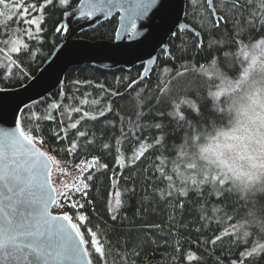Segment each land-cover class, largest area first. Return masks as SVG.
Wrapping results in <instances>:
<instances>
[{
  "label": "snow or ice",
  "instance_id": "snow-or-ice-1",
  "mask_svg": "<svg viewBox=\"0 0 264 264\" xmlns=\"http://www.w3.org/2000/svg\"><path fill=\"white\" fill-rule=\"evenodd\" d=\"M71 5L72 0H0V123L10 120L14 125L0 130V264H135L134 258L145 246L138 234L164 231L159 224L145 223L143 216L157 209L170 210L168 234L172 235L171 228H176L178 235L187 226L177 220V213L183 216L191 196L201 201L195 231L203 233L205 229L211 231L213 223L216 226L213 234L200 239L199 244L215 252L227 238L228 253L233 248L237 250L227 264H259L264 260V228L240 222L245 213L251 214L252 201L232 192L230 182L224 178L226 174L181 179V169L195 173L196 164L179 163L185 154L178 146L184 144L194 125L207 127L211 121H223L226 93L239 90L257 70L264 73V0H79L73 12L80 19H107L118 13L119 27L113 39L148 44L141 71L136 78L115 79L123 92L120 87L91 80L71 81V90L65 91L69 85H62L58 79L61 88L56 99H21L23 93L41 85L44 73L35 76L32 65L43 55L49 10L69 16L66 9ZM70 29L69 23L57 22L52 36H67ZM165 36L169 43H165ZM157 49L164 53L165 63L153 91L149 77L160 59ZM64 50L61 47L56 56ZM197 57L205 62L193 63ZM189 73L202 81L203 98L194 94L190 98L189 85H181V79ZM237 76L239 79L234 80ZM225 80L226 86L222 85ZM141 84L145 87L137 91ZM85 87L98 93L94 96L91 91L81 92ZM129 98L133 107L126 120L120 115L118 101ZM201 99L208 104L207 111L201 108ZM39 105L45 106L38 110ZM164 105L167 109L161 110ZM108 114L118 120H109ZM148 117L151 123L144 122ZM45 125L47 136L58 143L48 151L42 150L47 146ZM96 130L103 135L111 130L109 139L113 142L97 137ZM152 132L155 135H147ZM169 139L175 144L169 146ZM125 145H132L130 155ZM90 146H98L103 155L113 158L111 169L100 156L82 158L72 165L52 154L65 153L75 158ZM150 152H160L152 163V176L146 181L151 190L138 192L135 173L126 174L125 170L138 166L137 162ZM53 165L60 175L71 177L59 181V188L51 180ZM69 167H74L77 174L69 172ZM109 172L105 209L112 223L104 221L103 229L98 225L89 227L85 205L92 206L95 212L92 200L87 199L89 192L99 179L97 173ZM137 197L138 207L129 217L126 211ZM228 200L241 205L237 210L233 204L235 215L225 204ZM262 201L264 194L257 197V202ZM53 209L59 210L58 214H53ZM116 234V241L110 239ZM179 244L177 240V253L182 252ZM173 259H184L187 264L202 261L192 251ZM214 264H225V260L218 256Z\"/></svg>",
  "mask_w": 264,
  "mask_h": 264
},
{
  "label": "trees",
  "instance_id": "trees-1",
  "mask_svg": "<svg viewBox=\"0 0 264 264\" xmlns=\"http://www.w3.org/2000/svg\"><path fill=\"white\" fill-rule=\"evenodd\" d=\"M79 4V0H72V5L66 9L67 11H70L74 9ZM63 21V15L62 11H53L49 10V19L47 20V23L45 25L47 35H45V44L41 48V52L43 55L39 57V59L32 65V69L34 70L33 74L36 75L37 72L43 67L45 62L50 58L55 48L62 43L66 36H60L57 34L55 37L52 36V32L54 30V27L57 26V22ZM186 23H190V20H185ZM194 26V25H193ZM118 27V16L114 17L110 21H107L105 23L100 24L97 28L93 30H89L87 32H83L80 37L90 40V41H99V40H105V41H114V30ZM187 38H191L190 34H185ZM55 39V47L52 46V41ZM170 42V41H169ZM175 43L178 45L180 43V40H175ZM160 59L157 61V68L153 70V72L150 74L149 80L151 81L150 88L154 91L156 84L158 83V76H159V69L164 66V53L160 52ZM223 55V53L219 54ZM44 57H47L45 59ZM43 60L41 63L40 61ZM204 63L205 61L199 57H197L193 63ZM179 61L177 62V66L179 65ZM38 65V66H37ZM169 67L172 65L169 64ZM141 71V67H136L131 71H125L123 69L113 71V72H103L96 68L90 67V66H81L74 68L70 70L63 82L62 85H69L68 88L65 89V91H70V82L75 80H91L95 83H103L108 87H120V91L123 92L124 88L120 85H117L115 83L116 78L120 77H129V78H136L137 74ZM147 83V81L145 82ZM187 84L190 87V98H194V96H199L203 98L205 96V88L203 86V83L200 79L196 77L194 73H189L186 77L181 79V85ZM145 87V84L139 85L137 88V91H139V88ZM61 88V87H60ZM60 88L56 90L53 94L48 96L47 98L49 100L56 99V93L60 91ZM91 91L93 92V95L95 96L98 93V90L92 89V88H82L81 92L83 91ZM194 94V96H193ZM147 95L151 96V92H148ZM132 96H135V93H132ZM201 108L204 111H207L208 104L204 102L203 99L199 101ZM120 111V115L124 116L125 119H129V115L132 112V103L131 98L126 100H119L118 101ZM45 105H39V108L44 107ZM167 105H164L161 110H166ZM147 111V109H146ZM109 120L117 119L118 117H114L112 114H108L107 117ZM104 118H101V122L103 123ZM145 123H151V117H148L145 121ZM46 132L45 137L47 139V146L44 147L46 151L49 150V148H56L58 147L57 141H55L53 138L47 136V127L48 125H45ZM119 134L118 131L116 133ZM150 137L152 135H155L154 132L147 133ZM96 136L99 138H102L105 142H113L109 138L112 136L111 130L107 132V135H103L100 130H96ZM175 140L169 139L168 145L171 146L175 144ZM132 145H125L126 154L130 155V149ZM55 155L56 159H69L72 163V165L78 164L80 162V159L87 158L91 159L93 155L100 156L101 162L106 163L109 165V169L113 166V158L110 156L103 155L101 150L98 146L92 147L90 146L89 149L86 152H81L78 157H69L65 153H52ZM165 155H168V152L164 153ZM160 155V152H150L146 154V157L142 158L141 161H138V166H133L132 169H126V174H132L135 173L136 176V187L137 191L141 192L142 189L147 188L149 191L151 190V185L147 184L146 181L149 180L152 176L153 169H152V163L155 161L156 156ZM119 171V169H117ZM109 175L108 174H100L97 173V176L99 179L95 180L93 183V187L91 191L89 192V196L87 199L92 200L93 206L95 207V212L92 210V206L85 205V213L89 216V219L91 223L89 224V227L95 228L97 225L103 229L105 227L104 221H108L109 224L112 222L108 220V216L106 214L105 209V201L107 198L108 191L110 189V181H109ZM120 185L124 186L123 179H120ZM163 187V185H161ZM99 189V190H98ZM138 200L139 197L134 198L131 201L130 207L126 211V215L129 217H132L136 208L138 207ZM264 202V201H262ZM200 203L197 196H191L186 201V208L184 210L183 216H180L179 213H177V220L182 221L184 225H186V228H181L179 230V234L176 235L177 229L171 228L172 235L168 234L169 230V221H168V214L169 211H164L157 209L154 213H148L143 216V220L145 223L148 224H159L164 229L163 232H157L155 230H149L146 233H140L139 238L145 242V246L141 250V254L139 257L134 258L135 264H187V262L184 259H173L174 257H180L183 255V253H186L187 251L195 252L199 257L202 258L201 264H214V261L219 256L221 259L225 260V264H227L228 261L235 258L236 249L233 248L231 253H228V240L225 238L223 246L217 245L215 252H211V249H206L202 247L199 244V240L203 238H207L208 236H211L213 234V231L215 230V223L210 225L211 231L208 229H205L203 233H197L195 231L196 227H199V223H194V221L197 220V217L199 216V208ZM228 210L232 212L233 215H235V212L232 211L233 204H235V208L237 210L241 209V205L239 203H235L234 200H228L225 202ZM119 238V234L116 235H110V239L113 241H116ZM180 240L179 247L182 249L181 253H177L175 251L176 248V241ZM152 241H155V243H152ZM195 242V243H193ZM211 252V256L209 253ZM193 264H196V262H193ZM259 264H264V260H261Z\"/></svg>",
  "mask_w": 264,
  "mask_h": 264
},
{
  "label": "clouds",
  "instance_id": "clouds-1",
  "mask_svg": "<svg viewBox=\"0 0 264 264\" xmlns=\"http://www.w3.org/2000/svg\"><path fill=\"white\" fill-rule=\"evenodd\" d=\"M222 85L226 86V80ZM224 108L223 121H211L207 127L194 125L184 144L178 146L185 154L179 163L196 164L195 173L184 168L180 178L226 174L232 192L254 205L251 214L245 213L240 222L264 228V202H257V197L264 194V73L257 70L239 90L226 93Z\"/></svg>",
  "mask_w": 264,
  "mask_h": 264
},
{
  "label": "water",
  "instance_id": "water-1",
  "mask_svg": "<svg viewBox=\"0 0 264 264\" xmlns=\"http://www.w3.org/2000/svg\"><path fill=\"white\" fill-rule=\"evenodd\" d=\"M177 3H179V0H177ZM68 12L69 16H63L62 22L71 25L70 33L55 48L50 58L35 75L40 76L41 72L44 73L40 87L30 90L28 93H23L20 97L21 99L27 100L29 96H32L35 100L40 101L50 96L61 87L60 84H57V80L59 79L61 84H63L68 72L77 67L90 66L103 72H113L120 69L131 71L136 67H141L142 63L145 62L144 57L149 47L146 43H138L127 39L120 41H90L80 37L83 32L93 30L116 16H118L119 20L118 13H114L113 16L107 19L100 16L88 21L80 19L78 13H74L73 9ZM145 22L142 21V23ZM164 41L169 43V38L165 36ZM152 42L154 43L155 41ZM61 47H64V53L57 57L56 53ZM157 52L160 53L162 51L157 49ZM53 60L55 62L51 63ZM149 67L152 68L153 66L149 65ZM45 69L47 70L45 71ZM15 90L9 89V91ZM12 127L14 125L10 120L0 123V130ZM37 146L39 147L40 145ZM42 150L46 151L44 147Z\"/></svg>",
  "mask_w": 264,
  "mask_h": 264
},
{
  "label": "built area",
  "instance_id": "built-area-1",
  "mask_svg": "<svg viewBox=\"0 0 264 264\" xmlns=\"http://www.w3.org/2000/svg\"><path fill=\"white\" fill-rule=\"evenodd\" d=\"M58 160H60L61 162L69 161L71 163V161L69 159H58ZM68 171L71 172L74 175L77 174L74 167H69ZM51 176H52L53 186L56 187V188H59L60 187L59 181H61V180L67 181V180H70L71 179L70 176H62V175H60L59 172L57 171L55 165H53V171H52ZM54 210H55V213L58 214V211L59 210H56V209H54Z\"/></svg>",
  "mask_w": 264,
  "mask_h": 264
}]
</instances>
